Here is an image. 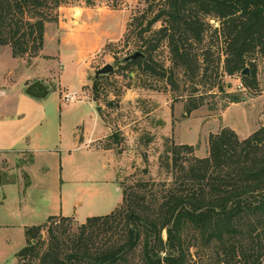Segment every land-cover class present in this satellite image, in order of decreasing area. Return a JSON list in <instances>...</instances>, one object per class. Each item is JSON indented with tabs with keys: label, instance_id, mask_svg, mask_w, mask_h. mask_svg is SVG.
Here are the masks:
<instances>
[{
	"label": "rangeland",
	"instance_id": "obj_1",
	"mask_svg": "<svg viewBox=\"0 0 264 264\" xmlns=\"http://www.w3.org/2000/svg\"><path fill=\"white\" fill-rule=\"evenodd\" d=\"M63 1L65 6L79 1L86 4L85 0ZM87 3L125 10L126 23L144 6L140 0ZM117 23H112L114 37L93 57L83 85L74 71L64 74L60 86L55 77L43 78L48 90L42 97L27 94L25 80L35 81L33 77L42 75L43 64H23L12 56L8 45L0 46V149L27 151L13 154L15 157L0 153V264H17L15 253L26 243L25 227L45 221L48 214L62 213L76 219L53 226L71 234L85 217L112 211L121 202L124 183L142 181L143 207L149 206L153 191L149 183L169 178L159 164L166 142L192 145L194 155L203 157L208 153L210 133L228 126L244 138L264 124L262 59H256V77L247 87L242 73L228 75L222 65L216 69L214 62L203 74H194L192 66L184 70L174 67L163 46L156 57L164 62L166 78L145 76L137 69L120 67L119 60L135 44L134 38L124 40V32L120 36ZM197 49L195 45L193 51ZM24 58L31 63L32 59ZM107 63L113 69L100 77L99 99L94 100L95 70ZM73 90L77 99L62 100V91ZM230 94L241 100L229 101ZM197 103L198 107L186 112V107ZM88 136L101 138L94 144L111 152H93V146L86 145ZM46 221L40 231L45 241ZM116 223L112 231L121 237L122 222ZM111 234L100 235L98 245L110 241ZM162 234L165 237L164 231ZM186 234L193 244L189 264H213V251L200 245L196 232L187 230ZM231 264L262 263L252 255Z\"/></svg>",
	"mask_w": 264,
	"mask_h": 264
},
{
	"label": "trees",
	"instance_id": "obj_2",
	"mask_svg": "<svg viewBox=\"0 0 264 264\" xmlns=\"http://www.w3.org/2000/svg\"><path fill=\"white\" fill-rule=\"evenodd\" d=\"M140 1L144 6L126 23L124 40L134 38L131 52L144 57L121 62V68L166 78L164 62L156 57L165 46L174 67L192 66L194 74L205 73L211 62L228 75L247 67L249 74L241 78L250 87L256 59L264 61V0ZM63 2L0 0V46L8 45L16 58L38 56L45 25L57 18ZM102 75L93 80L94 100L99 99ZM229 97L231 102L241 100L237 94ZM193 152L186 143H165L159 164L169 178L149 183L153 191L147 207L141 192L145 185L135 180L124 183L121 202L112 211L87 216L71 234L53 226H64L71 216H49L46 241L38 238L45 223L25 227L26 243L15 253L17 264H189L193 244L187 230L213 251V264L252 255L264 264V124L244 138L224 126L209 134L206 156ZM117 221L122 222L121 237L112 231ZM110 232L113 238L98 245V237Z\"/></svg>",
	"mask_w": 264,
	"mask_h": 264
},
{
	"label": "crops",
	"instance_id": "obj_3",
	"mask_svg": "<svg viewBox=\"0 0 264 264\" xmlns=\"http://www.w3.org/2000/svg\"><path fill=\"white\" fill-rule=\"evenodd\" d=\"M84 2L86 3L84 5L80 1L75 5H61L58 9L56 21L45 25L44 42L40 54L30 58L32 59L31 63H27L24 60L25 58H20L21 63L32 67H38L40 63L43 64L41 67L42 75L33 77L36 80L42 81L43 78L51 80L55 77L59 81L60 86L62 85L64 74L74 71L75 76L83 85L93 57L99 52L104 43L114 37L113 29L115 27H113L112 23L115 20H117V25L121 29L120 36L124 32L127 19L125 10L105 9L104 6L87 3V0ZM31 82H33V79H26L25 86L27 87ZM100 139L88 136L86 145L89 143L93 146L95 149L93 152H111L110 149L94 144L96 140ZM1 152H3L2 154L13 155L24 154L27 151L0 149ZM51 215L69 216L62 213L48 214L45 217V221ZM70 216L74 217V215ZM45 221L33 225L43 224Z\"/></svg>",
	"mask_w": 264,
	"mask_h": 264
},
{
	"label": "water",
	"instance_id": "obj_4",
	"mask_svg": "<svg viewBox=\"0 0 264 264\" xmlns=\"http://www.w3.org/2000/svg\"><path fill=\"white\" fill-rule=\"evenodd\" d=\"M90 0H87V2ZM137 57H144L143 53L139 52V51H133L131 53H129L128 55L122 57L119 61L120 62H125L128 60H132L135 59ZM113 69V66L111 64H105L103 65L101 68L95 70V77H97L100 74H104V73H108L111 72ZM243 75H248L249 74V70L247 67H245L242 72ZM25 92L29 95L32 96H39L42 97L47 93V86L40 80H35L33 82H31L25 89ZM98 110H100V107L98 108ZM43 236L42 233L38 234V238H41Z\"/></svg>",
	"mask_w": 264,
	"mask_h": 264
},
{
	"label": "built area",
	"instance_id": "obj_5",
	"mask_svg": "<svg viewBox=\"0 0 264 264\" xmlns=\"http://www.w3.org/2000/svg\"><path fill=\"white\" fill-rule=\"evenodd\" d=\"M61 98L65 102L73 101L78 98L77 92L75 90L73 91H62L61 92Z\"/></svg>",
	"mask_w": 264,
	"mask_h": 264
}]
</instances>
